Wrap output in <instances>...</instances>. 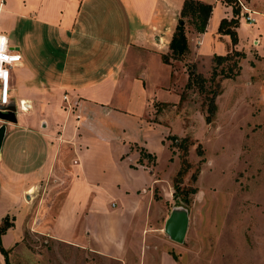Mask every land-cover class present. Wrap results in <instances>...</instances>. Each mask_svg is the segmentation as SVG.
<instances>
[{"label": "crops", "instance_id": "0c3cea01", "mask_svg": "<svg viewBox=\"0 0 264 264\" xmlns=\"http://www.w3.org/2000/svg\"><path fill=\"white\" fill-rule=\"evenodd\" d=\"M185 1L0 0V33L23 56L22 64L11 71V102L0 107L6 111L0 116V127L6 126L0 150V223L8 214L16 217L2 235V244L6 240L9 244L6 250L22 239L19 223L27 210L30 229L40 227L59 246L110 261L124 262L134 255L126 245L136 244L131 232L145 228L150 219L155 186L160 183L157 149L139 143L124 154L128 140L119 138L118 130L122 125L126 137L132 119L140 117L144 124L143 111L153 115V120L147 119L150 131L171 111L181 117L174 108L181 94L170 43ZM198 1L211 4L213 10L205 32L189 31L188 55L197 62L232 49L245 52L241 65L249 71L248 100L264 117V0H241L255 21L238 15L237 44L219 31L224 18L234 17L233 5L225 0ZM244 19L248 26L241 22ZM16 33L28 38L24 53L12 43ZM164 54L170 62L163 60ZM155 97L156 106L151 104ZM21 101L27 109L21 108ZM122 118H128L127 126ZM112 139L121 149L109 179L123 201H112L108 209L98 198L91 199L93 190H102L94 179L99 168L92 158L99 148L111 154ZM164 144L170 149L168 140ZM141 148L156 156V165L147 158L141 161ZM59 195L62 200L56 206ZM81 208L88 209L85 217L92 214L96 220L85 222L79 216ZM0 264H6L1 247Z\"/></svg>", "mask_w": 264, "mask_h": 264}, {"label": "rangeland", "instance_id": "374dc122", "mask_svg": "<svg viewBox=\"0 0 264 264\" xmlns=\"http://www.w3.org/2000/svg\"><path fill=\"white\" fill-rule=\"evenodd\" d=\"M241 22L248 26L245 19ZM187 23L189 31L194 28L189 21ZM11 40L25 52L28 38L16 33ZM215 55L197 62L189 55L181 58L171 55L181 94L174 108L181 117L171 111L167 120L150 131L147 119L153 120V115L143 111L144 124L140 117L132 119L134 127L130 126L126 137L122 125L118 130V137L128 140L124 154L129 152L131 145L135 147L139 143L151 150L157 149L156 169L160 183L155 186L150 219L145 228L131 232L136 244L126 245L134 255L124 262L110 261L94 253L86 255L66 244L59 246L49 235L42 234L40 227L30 229L31 217L26 210L19 223L23 229L22 239L9 250L11 264H30L32 260L42 264H264V117L248 100L249 71L247 65L243 71L244 58L233 56L218 63ZM192 64L195 67L192 68ZM190 70L195 77L188 86ZM184 71L186 78L182 75ZM168 97V101H173L172 96ZM154 100L156 97L152 105H155ZM208 115L212 116L210 122ZM124 119L123 124L127 126L129 120L126 118L124 123ZM172 131L176 133L170 135ZM167 140L170 149L164 147ZM110 144L111 154L99 148L92 158L96 159L99 168L94 179L102 190H93L91 199L98 198V202L108 209L112 208V201H123L109 179L119 164L116 158L121 144L114 139ZM147 159L150 165H156V159ZM175 181L180 185L176 203L190 209L189 229L182 244L171 240L164 230L165 219L176 197ZM194 189L196 192H191ZM46 190L50 192V189ZM181 191H186L188 201L181 198ZM61 200L59 195L56 206ZM82 210H79V216H84L85 222L96 220L97 216L92 214L85 217L88 209ZM6 241L3 247L9 245Z\"/></svg>", "mask_w": 264, "mask_h": 264}, {"label": "trees", "instance_id": "16d2710c", "mask_svg": "<svg viewBox=\"0 0 264 264\" xmlns=\"http://www.w3.org/2000/svg\"><path fill=\"white\" fill-rule=\"evenodd\" d=\"M228 4L233 5L234 7V17L232 18H224L219 27V31L224 34H229L232 38L233 44L238 43V33L236 28L239 26V20L238 15L240 14V10L235 2V0H225ZM213 6L211 4L203 3L198 0H186L181 12V18L179 21V24L177 26L176 32L171 40L170 48L172 50V53L175 58H181L185 57L190 52V46H189V29L187 26V22L194 25V29L200 33L205 32L207 29L208 21L210 18V15L212 13ZM237 58H245L246 53L234 49V51H229L225 55H215V59L218 63H223L232 57ZM163 60L165 62H170V56L167 54L163 55ZM235 64L241 69L240 64L236 61ZM192 68L195 67L194 64L191 66ZM195 77V73H193V70H190V82L188 86H191V83ZM216 95V94H215ZM215 95L212 98L211 102V112L214 114L215 110ZM207 120L210 122L212 121V116L207 117ZM141 152V161H143V158H152V160L156 159V156H153L151 153H148V151L145 148L140 149ZM175 193L176 198L180 197V185L178 181H175ZM191 192H196V190H192ZM186 191H181L182 199L186 202L188 201V197L186 196ZM14 217H11L9 214L4 216L2 218V222L0 224V247L2 250V253L5 255L6 264H11L9 260V251L6 250L2 245V235L7 232V230L14 226Z\"/></svg>", "mask_w": 264, "mask_h": 264}, {"label": "built area", "instance_id": "2783aa9c", "mask_svg": "<svg viewBox=\"0 0 264 264\" xmlns=\"http://www.w3.org/2000/svg\"><path fill=\"white\" fill-rule=\"evenodd\" d=\"M238 3L241 8L245 9V12H240L241 17L249 22H254L255 19L250 13L251 10L246 8L241 0H238ZM0 52H2V55H0V107H4L11 102L12 68L22 64L23 56L18 50L10 46L8 37L2 33H0ZM65 99H67V95H65ZM20 106L24 110L28 108L25 106L24 101L20 102Z\"/></svg>", "mask_w": 264, "mask_h": 264}, {"label": "water", "instance_id": "95a60500", "mask_svg": "<svg viewBox=\"0 0 264 264\" xmlns=\"http://www.w3.org/2000/svg\"><path fill=\"white\" fill-rule=\"evenodd\" d=\"M14 112V111H11ZM6 111H0V116H5ZM6 126L0 127V150L2 148ZM190 209L182 203H176L166 220L164 230L169 238L177 243H184L189 229Z\"/></svg>", "mask_w": 264, "mask_h": 264}, {"label": "snow or ice", "instance_id": "6c2138e0", "mask_svg": "<svg viewBox=\"0 0 264 264\" xmlns=\"http://www.w3.org/2000/svg\"><path fill=\"white\" fill-rule=\"evenodd\" d=\"M0 55H2V52H0Z\"/></svg>", "mask_w": 264, "mask_h": 264}, {"label": "bare ground", "instance_id": "6f19581e", "mask_svg": "<svg viewBox=\"0 0 264 264\" xmlns=\"http://www.w3.org/2000/svg\"><path fill=\"white\" fill-rule=\"evenodd\" d=\"M25 102V101H24ZM25 106H26V103H25Z\"/></svg>", "mask_w": 264, "mask_h": 264}]
</instances>
